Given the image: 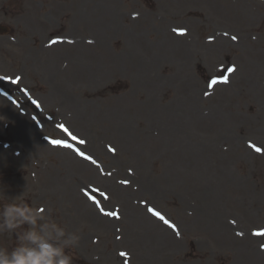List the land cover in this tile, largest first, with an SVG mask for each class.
<instances>
[{
	"label": "rangeland",
	"instance_id": "rangeland-1",
	"mask_svg": "<svg viewBox=\"0 0 264 264\" xmlns=\"http://www.w3.org/2000/svg\"><path fill=\"white\" fill-rule=\"evenodd\" d=\"M208 1L154 0L147 6L146 0H0L7 8L0 25L10 29L0 37V75L21 76L27 82L16 88L30 90L17 91L25 101L22 108L0 103V143L6 146H0V200L22 204L25 210L23 217L17 211L0 213V261L38 254L51 240L73 264H122L124 256L130 264H232V256L219 252L222 243L192 222L195 212L196 218L199 211L217 213L246 232L264 225V151L250 146L264 149L256 95L259 89L264 100V0ZM89 4L98 14L99 7L108 13L100 29L92 24L96 17L91 6L85 7ZM130 31L129 37L125 33ZM106 32L116 37V44ZM141 32L142 38L136 34ZM49 34L69 35L58 47L68 58L57 63L66 65L51 79L64 80L69 99L89 92L83 77L92 74L105 90L92 97L94 108L142 116L143 124L136 128L134 118L126 123L119 113L132 130L123 142L105 136L97 148L82 150L71 143L65 153L42 138L65 140L61 125L82 139L92 133L89 126L72 122L74 116L58 115L50 100L48 108L37 104L42 114L32 106L29 110L26 98L47 101L49 76L40 75L39 68L52 59L47 56L56 62L57 53L52 45L39 51ZM189 41L194 47L183 50ZM253 63H259V70ZM244 68L247 78L239 74ZM99 71H108L109 79H100ZM208 75L218 81L227 77V86L210 87ZM220 94L231 97L218 103ZM44 113L51 114L53 126L46 124L35 140L25 123H33V114L46 122L43 116L50 118ZM166 144L169 151L162 149ZM146 188L159 196L151 200L139 194L148 193ZM100 204L116 207L119 219L99 215L95 208ZM148 205L174 227L148 213ZM72 235L79 238L75 245L66 243ZM190 237L193 244L186 242ZM240 244L238 239L239 249ZM52 259L55 264L59 257ZM244 262L246 257L237 264Z\"/></svg>",
	"mask_w": 264,
	"mask_h": 264
},
{
	"label": "bare ground",
	"instance_id": "bare-ground-1",
	"mask_svg": "<svg viewBox=\"0 0 264 264\" xmlns=\"http://www.w3.org/2000/svg\"><path fill=\"white\" fill-rule=\"evenodd\" d=\"M89 11L95 14L96 19L92 21V24L97 29H100L103 23L109 18L108 13L105 14L103 12L102 7H99V14H98V8L93 9V4L91 5ZM76 17H77V14H76ZM112 24L114 26H117L113 22ZM121 30L124 31L126 29L122 28ZM90 34L92 35V33ZM106 34L108 36L109 41H113V43L115 44L117 43L116 37L111 35L109 32H106ZM97 37L100 39V41L105 40L104 37H99V36ZM128 40L131 43V38H128ZM189 42L190 43L186 47H184L185 49L194 47L193 43L191 41ZM56 47H59V46H56ZM125 53H127L129 57L133 59L132 50L131 52L127 50ZM61 56H62V53L59 52L57 59L61 58ZM50 57H53V56H47L45 59H48ZM111 64L116 66L115 63H111ZM50 65L46 61V63H43V67H40V69L43 72H46V73L50 72L52 74L57 69V65L55 63H53L52 66ZM242 73H243L242 78H247L250 74L247 68L242 69L239 74H242ZM109 77H110V73L108 71H99V78L102 79L103 81H107ZM83 78L89 83V88H90L89 92H85V94H83L82 96H77L76 99L71 98L69 100H65L64 107H60L59 103L61 105H64V101L60 100V96H61V99H64L65 97L68 96V94L62 95L60 93L65 92V90H62L57 86H53L49 88L46 86V92H47V96L49 97V99L54 100V102L59 107V109L57 110L58 114L63 113L64 115H66L67 114L66 108H68L69 109V120L74 116V119H72V122L77 121L91 128L92 133L84 137V140L86 142V144H84V148H93L97 145V142L103 143L105 136L114 137L116 138L118 142H123V140L129 136L132 130L131 128L128 129L124 126V123L120 120L119 113L122 114L126 118V123H127V120L134 118L138 123L135 122V123H132V125L136 128L140 127L139 125L143 124V118L141 115H138L139 113H136L134 116H132L128 114L124 109L115 108V109L102 110V109L94 108V101L92 97L94 95H101L105 90L103 87H100L99 81L94 77V75L92 74L84 75ZM62 82L64 83V80ZM189 94L191 98L194 97L192 93L189 92ZM256 95L259 97L258 100L260 103L261 97H260L259 89L256 90ZM229 97H231L230 94H227V95L220 94L218 103L224 101L225 99ZM53 104L54 103H52V105ZM259 115L261 119L264 121V110L261 108L259 109ZM153 116L154 115H150V117H153ZM159 117H161V115H158V118ZM99 135H102V136H99ZM162 149L169 151L170 145L166 144L165 147H163ZM65 153H68V152H65ZM61 156L62 155H60V157ZM106 222L108 224H112L111 221H106ZM209 229L212 233L211 227H209Z\"/></svg>",
	"mask_w": 264,
	"mask_h": 264
},
{
	"label": "clouds",
	"instance_id": "clouds-1",
	"mask_svg": "<svg viewBox=\"0 0 264 264\" xmlns=\"http://www.w3.org/2000/svg\"><path fill=\"white\" fill-rule=\"evenodd\" d=\"M63 235V232H61ZM78 237L72 235L70 241L66 243H71L75 245L78 242ZM42 250L37 254L33 252H28L27 255L16 254L12 261H0V264H53V257H59L55 264H73L72 257L63 252L62 248L54 249L50 246H41Z\"/></svg>",
	"mask_w": 264,
	"mask_h": 264
},
{
	"label": "snow or ice",
	"instance_id": "snow-or-ice-1",
	"mask_svg": "<svg viewBox=\"0 0 264 264\" xmlns=\"http://www.w3.org/2000/svg\"><path fill=\"white\" fill-rule=\"evenodd\" d=\"M180 31H181V34H183V30H180ZM232 39H233V40H236L237 37H236V36H233ZM228 71H229V72H234V71H235V68H234V67H233V68H230V69H228ZM17 79H19V78H17ZM227 82H228V78H227V77H224L222 80H219V81L216 80V79H213V80L211 81V84H210L209 86L211 87V86H214V85L217 84V83H227ZM65 131H67V129H65ZM73 139H76V137H73ZM52 143H53V144H56V145H60V144H63L64 142H62V141H58V140H54V141H52ZM80 143H84V141L81 140ZM64 146H66V147H70V145H67V144H64ZM250 146L253 147L254 150H255L257 153H261L262 151H264V149H262V148H260V147H257L256 145H250ZM109 150H110V151H113V152L115 151V149H112V148H110ZM77 151H78V150H77ZM78 154H79L81 157H83L84 159L90 160L93 164L96 163V161H95L92 157H90V156H86L83 152H79V151H78ZM121 183H125V184H127L128 181H121ZM148 210H149L150 212H152V214H153L154 216H156L157 218H159L160 220H162L165 224H169V221H168L167 219H165V217H164L163 215H161L159 212H157V211H155V210H153V209H151V208L148 209ZM42 211H43V209H42ZM101 211H103V209H101ZM105 215L119 219V213H118L117 211L106 212ZM233 223H235V222L233 221ZM169 226H170V227H174V225H171V224H169ZM237 235L242 236L243 233H237ZM253 235L264 236V229H260V230L254 231V232H253ZM121 255L124 256V255H126V253H121Z\"/></svg>",
	"mask_w": 264,
	"mask_h": 264
}]
</instances>
